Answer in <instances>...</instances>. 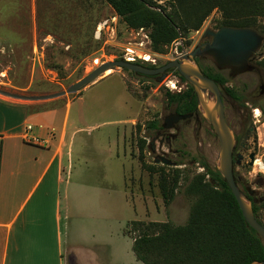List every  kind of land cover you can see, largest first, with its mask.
Listing matches in <instances>:
<instances>
[{
    "label": "rangeland",
    "instance_id": "obj_1",
    "mask_svg": "<svg viewBox=\"0 0 264 264\" xmlns=\"http://www.w3.org/2000/svg\"><path fill=\"white\" fill-rule=\"evenodd\" d=\"M146 1L148 9L164 10L183 20L180 37L170 45L156 49L152 28L138 27L132 18L119 15L107 0H0V89L31 96L54 94L101 64L125 57L146 67H161L173 60L175 48L178 53L194 50L208 28L218 30L249 18L255 17L254 27L264 35V16L251 15L241 8L246 0H231L233 9L215 7L208 13L197 5L199 0H182L181 4L174 0ZM145 55H149L148 61ZM259 55L264 60V44ZM199 64L204 67L208 62ZM220 74L223 87L232 94L226 93L231 99L228 116H243L242 122H233L234 131L248 143L243 164L234 167L235 175L240 188L253 193L264 221V108L258 106L259 115L249 117V106L238 99L239 94L252 93L253 98L257 93H253L259 88L257 75L232 78L228 71ZM171 81H179L173 91L167 86ZM187 89L188 82L174 72L159 82L154 76L117 68L76 93L26 100L39 110L57 109L49 127L54 126L58 134L66 117L69 135L76 132L71 167L66 166L64 174L72 188L68 190L64 183L63 198H68L64 203H69L71 226L89 225L92 229L91 210L100 209L102 203L109 264H144L132 249L140 233L134 230L132 221L185 225L197 199L189 186L206 174V166L217 169L220 143L201 114L198 121L194 118L180 123L179 132L159 129L177 107L169 93L180 94ZM68 103L71 105L67 108ZM159 132L162 136L176 133L171 150L167 144L160 146L158 138L156 152H152L150 144ZM158 155H164L172 164L155 163ZM163 177L170 191L178 178L168 203L161 189ZM259 199L262 202L258 203Z\"/></svg>",
    "mask_w": 264,
    "mask_h": 264
},
{
    "label": "crops",
    "instance_id": "obj_2",
    "mask_svg": "<svg viewBox=\"0 0 264 264\" xmlns=\"http://www.w3.org/2000/svg\"><path fill=\"white\" fill-rule=\"evenodd\" d=\"M37 107L0 95V264H109L102 203L91 210L93 229L71 226L64 203L76 132L69 135L66 117L58 134L49 127L57 109Z\"/></svg>",
    "mask_w": 264,
    "mask_h": 264
},
{
    "label": "trees",
    "instance_id": "obj_3",
    "mask_svg": "<svg viewBox=\"0 0 264 264\" xmlns=\"http://www.w3.org/2000/svg\"><path fill=\"white\" fill-rule=\"evenodd\" d=\"M107 1L119 15L132 18V23L138 27H151V39L156 49L170 45L177 40L180 37V30L185 26H181L183 20H179L176 15H171L164 10L158 12L148 9L146 0ZM180 1L182 0H174L178 4H181ZM230 1L199 0L197 5L205 8L208 13L215 7L233 9ZM241 8L251 15L264 16V0L243 1ZM178 11L179 8L174 14ZM255 21L254 17L229 26L254 27ZM206 61L208 65L201 66L205 75L224 84V78L217 67L212 62ZM149 68L156 67L150 66ZM175 73L185 80L177 70ZM169 97L171 101L177 103L179 112H191L197 107V96L189 84L184 92L169 93ZM156 127H158L157 124ZM140 149L142 151L145 149L144 142L140 145ZM206 169V174L198 176L196 181L189 186V192L197 199L192 205L188 222L185 225L175 226L169 222L157 221H132L134 230L140 231L132 245L137 260L144 264H251L254 261L264 260V242L246 222L226 180L217 169H211L208 166ZM206 175H209L210 180L205 181ZM234 176L239 185L235 173ZM165 183L166 178L163 177L161 189L168 203L174 195V187L178 185V178H175L171 191ZM244 190L242 189L243 192L246 191ZM247 196L253 202L256 218L264 226V221L259 217L257 200L249 194ZM260 202H262L261 199L258 203Z\"/></svg>",
    "mask_w": 264,
    "mask_h": 264
},
{
    "label": "water",
    "instance_id": "obj_4",
    "mask_svg": "<svg viewBox=\"0 0 264 264\" xmlns=\"http://www.w3.org/2000/svg\"><path fill=\"white\" fill-rule=\"evenodd\" d=\"M203 38L209 40L204 47L198 46L191 52H175L173 60L161 67L149 68L135 62L119 59L101 64L77 83L54 94L31 96L12 93L3 89H0V94L23 100L53 99L76 93L95 82L108 71L117 68L127 69L138 74L157 76L159 82L166 77L169 70H177L193 87L197 96L198 110L210 124L219 140L217 170L234 194L246 222L259 234L264 242V226L255 216L253 202L248 199L235 180L233 165L235 133L226 118L221 88L214 79L205 75L196 60V57L208 60L219 70H229L232 76L249 72L253 69L250 60L263 46L264 35L254 27L222 26L218 30L208 28L204 32ZM183 117L188 116L173 114L169 118L171 121L176 122ZM165 126L169 127L166 124ZM156 140L154 138L151 142L152 152H156ZM155 163L172 164L164 155L156 156ZM251 264H264V260L254 261Z\"/></svg>",
    "mask_w": 264,
    "mask_h": 264
},
{
    "label": "flooded vegetation",
    "instance_id": "obj_5",
    "mask_svg": "<svg viewBox=\"0 0 264 264\" xmlns=\"http://www.w3.org/2000/svg\"><path fill=\"white\" fill-rule=\"evenodd\" d=\"M208 41H209L208 39H204L203 38V41L198 46L204 47V45ZM196 60H197L198 63L200 61H206L205 59H200L198 57H196ZM263 62H264V60L261 57V55H259V51H258L257 53L254 54V56L250 60V63L253 66V69L251 71H249V72H245V73H242V74L237 75V76H232L231 72L229 70H219L217 68L219 70V72L228 71L229 76H231L232 78H237V77H239V76H241L243 74H247V73H254V74L257 75L258 87L259 88H256L257 90L253 91V93H255L257 91V93H255L253 95V98L250 97V95L252 93L250 95H248L247 93H244L242 95L241 94L238 95V99L240 101L242 100L243 104H247L249 106V109H248L249 117H257L259 115L258 114L259 113L258 106L260 107L261 110L264 108V69H263L264 67L262 66ZM169 72H174L175 73V70L174 71L169 70L167 73H169ZM154 77H157V76H154ZM218 85L220 86L221 91H222V100H223V103H224V106H225V114H226L227 121L230 124V126L232 127V129L234 130L233 122L235 120L242 122L243 121V116L240 113H238V114L232 113V118L230 116H228L227 106H228L229 100H231V99H230V97L227 96V94L230 95V96H232V94L229 92V90H226L223 87L224 84L218 83ZM173 114L186 115L188 117H183L182 119L174 122V121H171V119L169 118L170 115H173ZM199 114H200V112L198 110V104H197L196 109L191 111V112H179L177 107H176V108H174V110L172 112H170V114L167 117H165V119H164L163 123L161 124V126L159 127V129L165 130V131L174 130L175 132H179L180 131V127H179L180 123H182V122H191L194 118H195L196 121H198L200 119L199 118ZM165 124L169 125V127H166ZM234 133H235V146H234V149H233V165L235 167V166H239V165L243 164V162L245 160V152L248 149V143L247 142H243L242 139L240 138V136L238 135V133H236L235 131H234ZM158 135H159V137H155V139H157L156 142L158 141V138H160V141H159L160 146H163L164 144H167L169 150H171L172 149L171 145L173 144V142L177 138L176 133H170L168 136H162V133L159 132ZM150 147H151V144H150ZM254 157H255L254 154H252L250 156L252 161L254 160ZM234 173H235V171H234ZM248 194L251 197H253V193L251 191H249Z\"/></svg>",
    "mask_w": 264,
    "mask_h": 264
},
{
    "label": "built area",
    "instance_id": "obj_6",
    "mask_svg": "<svg viewBox=\"0 0 264 264\" xmlns=\"http://www.w3.org/2000/svg\"><path fill=\"white\" fill-rule=\"evenodd\" d=\"M128 51H131V50H129L128 49ZM178 53L177 52V48H175V50H174V53ZM173 53V54H174ZM124 60H126V61H129V62H134V58H132V57H125L124 58ZM179 81H171L169 84H167V86L169 87V89L170 90H174L175 88H176V84L178 83ZM1 163H2V147H1V145H0V168H1Z\"/></svg>",
    "mask_w": 264,
    "mask_h": 264
},
{
    "label": "bare ground",
    "instance_id": "obj_7",
    "mask_svg": "<svg viewBox=\"0 0 264 264\" xmlns=\"http://www.w3.org/2000/svg\"><path fill=\"white\" fill-rule=\"evenodd\" d=\"M148 54H149V53H148ZM137 56H138V55H137ZM139 56L141 57V55H139ZM144 59L148 61V60L150 59L149 55H145V56H144ZM150 61H151V60H150ZM263 168H264V167H263Z\"/></svg>",
    "mask_w": 264,
    "mask_h": 264
}]
</instances>
